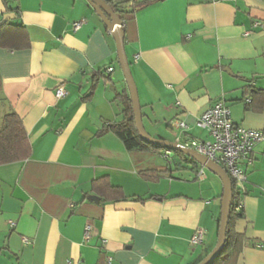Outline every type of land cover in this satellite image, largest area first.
I'll list each match as a JSON object with an SVG mask.
<instances>
[{"label":"crops","instance_id":"1","mask_svg":"<svg viewBox=\"0 0 264 264\" xmlns=\"http://www.w3.org/2000/svg\"><path fill=\"white\" fill-rule=\"evenodd\" d=\"M9 3L19 8L11 22L24 27L26 38L22 48H0V128L16 112L32 154L0 166V264H200L217 245L223 196L206 183V169L198 180L200 165L175 168L160 191L163 178L147 182L137 170L158 167L166 152H128L114 134L98 135L121 119L116 93L129 90L115 40L96 11L87 0ZM5 14L0 0V20ZM81 20L86 24L74 30ZM125 51L150 136L207 140L196 123L220 100L236 124L264 133V111L245 108L246 86L264 87V0L154 3L127 27ZM96 74L93 96L83 100ZM60 87L66 95L57 98ZM174 121L188 129L174 128ZM172 151L167 165L174 169L179 158ZM242 167L244 218L236 230L250 243L238 264H264V142ZM103 177L130 199L103 201L93 187ZM199 228L206 240L192 247Z\"/></svg>","mask_w":264,"mask_h":264},{"label":"trees","instance_id":"2","mask_svg":"<svg viewBox=\"0 0 264 264\" xmlns=\"http://www.w3.org/2000/svg\"><path fill=\"white\" fill-rule=\"evenodd\" d=\"M116 13L124 24V32L127 27L135 20L136 14L154 4L164 2L166 0H103ZM6 13H16L20 15L19 8H12L9 0H4ZM1 21V20H0ZM24 27L14 25L8 22L0 27V48H22L25 45L22 41L26 38ZM102 74L99 70L98 74ZM98 74L94 79V85L89 95L83 100L90 99L93 96L95 82H97ZM1 84V79H0ZM246 94H249L250 99L246 100L245 108L247 111L260 113L264 111V87L257 88L254 86H246ZM121 99L124 105L122 117L119 121L105 123L99 132V136H104L108 133L114 134L124 144L128 152L142 153H157L167 152L168 149L156 146L146 142L138 133L135 126V118L132 109V102L128 94L122 95L116 93V99ZM179 160H176L174 169L170 165L158 166L148 170L138 169L139 176L152 183L159 182L164 177H171L178 169L177 167L191 166L193 171L199 169V165L190 157L176 151H172ZM32 154V145L28 137V133L24 127L22 119L19 115L12 111L7 113L0 128V166L9 165L16 162L28 160ZM233 184V202L230 211V218L227 230V239L225 247L221 255L213 261L212 264H238L244 248L250 243L244 234L237 232L236 223L244 218L243 207L239 209L243 203V193H241L234 179ZM94 189L99 192L105 202H120L129 200L123 189L114 186L108 177H103L93 181ZM153 198V197H152ZM132 200L144 202L146 199L141 197H132Z\"/></svg>","mask_w":264,"mask_h":264},{"label":"built area","instance_id":"3","mask_svg":"<svg viewBox=\"0 0 264 264\" xmlns=\"http://www.w3.org/2000/svg\"><path fill=\"white\" fill-rule=\"evenodd\" d=\"M85 20L74 23V30H79ZM256 27H261V23H256ZM138 60V56L135 57ZM113 71L112 68L108 73ZM66 95L63 87L57 89L56 97L62 98ZM197 127L207 133V140L189 139L186 142H181L179 139L176 144L182 148L192 149L200 155L205 156L210 161L216 163L229 175L230 179H234L237 188L246 182V174L243 170L241 162H246L248 165L253 163V154L255 147L264 142V133L259 130L247 129L236 124L232 117L227 104L220 100L214 106L209 108L198 119ZM174 128L186 130L188 126L180 121L173 122ZM170 159V153L164 155ZM205 177L204 168L198 172V180H203ZM242 204L239 209L242 208ZM11 223V226H14ZM93 227L88 224L85 228V240L89 241L92 237ZM207 232L204 229H197L190 240V245L196 247L204 244ZM23 242L29 244V241L24 238Z\"/></svg>","mask_w":264,"mask_h":264},{"label":"water","instance_id":"4","mask_svg":"<svg viewBox=\"0 0 264 264\" xmlns=\"http://www.w3.org/2000/svg\"><path fill=\"white\" fill-rule=\"evenodd\" d=\"M89 4L96 11L97 15L104 22L107 29L111 32V35L116 43L117 55L120 68L122 70L127 88L129 90L130 99L132 102V109L135 118V126L139 135L148 143L167 148L176 152H180L188 157H190L194 162L209 170L215 174L222 182L223 185V197H222V211L220 220V230L219 237L216 247L213 251L200 263V264H212L215 259H217L226 244L227 230L230 218V211L233 202V184L229 175L223 170L222 167L216 163L210 161L205 156L198 154L192 149H186L178 146L175 142L159 141L152 138L145 130L143 120L141 105L138 95L137 86L132 75L130 63L125 51V32L124 24L120 17L113 12L112 8L103 0H87ZM16 17L14 13H7L3 16L0 21V27L10 22ZM99 202V199H95Z\"/></svg>","mask_w":264,"mask_h":264},{"label":"rangeland","instance_id":"5","mask_svg":"<svg viewBox=\"0 0 264 264\" xmlns=\"http://www.w3.org/2000/svg\"><path fill=\"white\" fill-rule=\"evenodd\" d=\"M141 1V0H140ZM129 60H131V57H130V55H129ZM129 63H131V62H129ZM164 128L166 129V126H164ZM153 134V138L154 139H156V140H159V141H162L161 139H160V137L162 136V135H158V134H155L154 132L152 133ZM160 136V137H159ZM169 141L168 142H171V143H174V137L173 136H169V139H168ZM157 159V165H159V166H162V165H167L168 164V162H169V160H163V159H161V158H159V157H157L156 158ZM170 163V162H169ZM241 164H242V162H241ZM179 174H182V175H184V176H190V178H192L193 179V172L191 173V172H185V171H182V173H179ZM206 174H207V178H208V181H206V183H208L209 185H212L213 187H214V185H217V187H218V189L220 190V193L222 194V196H223V185H222V182H221V180L215 175V174H213L212 172H210L209 170H207L206 169ZM164 180H163V182L160 184H158V189L160 190V191H162V190H164V188H165V186L169 183L168 181H169V179H168V177L167 178H163ZM161 181V180H160ZM199 183H202L201 181H198Z\"/></svg>","mask_w":264,"mask_h":264}]
</instances>
